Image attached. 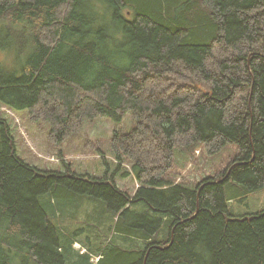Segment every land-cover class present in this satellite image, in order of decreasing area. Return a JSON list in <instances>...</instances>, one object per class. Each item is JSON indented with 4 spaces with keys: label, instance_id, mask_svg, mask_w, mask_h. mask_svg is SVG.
Masks as SVG:
<instances>
[{
    "label": "trees",
    "instance_id": "obj_1",
    "mask_svg": "<svg viewBox=\"0 0 264 264\" xmlns=\"http://www.w3.org/2000/svg\"><path fill=\"white\" fill-rule=\"evenodd\" d=\"M14 44L28 54L21 75L0 68V106L53 145L130 113L112 153L140 187L31 166L0 117V264H264V211L230 207L264 189V0H0V48ZM231 146L213 177L174 183L177 150ZM85 201L100 213L79 221L68 207Z\"/></svg>",
    "mask_w": 264,
    "mask_h": 264
},
{
    "label": "rangeland",
    "instance_id": "obj_2",
    "mask_svg": "<svg viewBox=\"0 0 264 264\" xmlns=\"http://www.w3.org/2000/svg\"><path fill=\"white\" fill-rule=\"evenodd\" d=\"M110 38L114 34V30L110 27ZM120 35L109 42L113 57H118L117 47ZM110 40V39H108ZM129 43V41H128ZM30 47L28 52H32ZM125 53H130V48L125 49ZM28 54V53H27ZM27 54L22 55L20 45H11L10 48H0V68L4 71V75L16 74L21 75V67L25 63ZM128 56V55H127ZM0 117L7 120L11 132L15 140V146L18 155L31 166H36L44 171L66 172V166L72 169L73 173L86 175L88 177H104L114 176L118 187L130 194H135L139 187L135 177L131 173L132 165L121 164L122 170L118 172V162L112 153L111 139L115 130L122 133L129 132L133 129L134 121L130 113L126 114L123 122L116 126L109 119L100 117L93 122H85L82 131L72 135L65 143L61 145H53L48 141V133L50 126L41 121V125L29 120L27 111H13L6 107L0 106ZM180 150L176 151L174 177H180L183 182L190 183L192 189L196 188V183L201 180L213 177L231 160L232 157L238 154L237 147L231 146L217 157H209L205 151L196 152L191 158V155L182 154L179 156ZM125 173H129L126 176ZM177 180V179H176ZM180 181V179L178 180ZM229 191V190H228ZM236 196V194H235ZM231 210L236 211V215L245 213H257L264 211V189L254 192L248 199L241 201L237 198L232 200L230 204ZM72 214H79V221H84L86 215L100 213L96 208V204L85 201L78 206L72 205L68 207ZM71 224V232L74 233L78 225L77 222ZM83 235L78 237L85 240ZM84 236H87L84 234ZM91 240L93 236L90 237ZM63 241H65L63 239ZM77 245V246H76ZM74 248L80 253L87 251L81 244H75ZM91 262V260H90ZM92 263V262H91ZM93 263H97V259H93Z\"/></svg>",
    "mask_w": 264,
    "mask_h": 264
},
{
    "label": "bare ground",
    "instance_id": "obj_3",
    "mask_svg": "<svg viewBox=\"0 0 264 264\" xmlns=\"http://www.w3.org/2000/svg\"><path fill=\"white\" fill-rule=\"evenodd\" d=\"M197 153H198V155H199L200 152L198 151ZM176 179H177V180L174 179V183H175V184L182 183V182H181V181H182V180H181V176H180L179 178L177 177ZM179 179H180V181H178ZM137 183H138V182H137ZM138 185H139V184H138ZM139 187H140V186H139ZM138 212H139V211H138ZM75 242H76V240H75ZM109 242H110V241H109ZM77 243H78V241H77ZM76 246H77V245H76ZM79 246H80V244H79ZM84 248H85V247H84ZM72 249H73L74 251H76V249H75L74 247H73ZM76 252H77V251H76ZM79 253H80V252H79ZM85 253H86V251H85ZM85 253H84V254H85ZM79 255H80V254H79ZM82 256H83V255H82ZM82 256H81V257H82ZM87 256H89V255H87ZM89 257H90V256H89ZM89 259H90V258H89ZM93 259H95V256H92V258L90 259L92 263H93ZM91 262H90V263H91Z\"/></svg>",
    "mask_w": 264,
    "mask_h": 264
},
{
    "label": "crops",
    "instance_id": "obj_4",
    "mask_svg": "<svg viewBox=\"0 0 264 264\" xmlns=\"http://www.w3.org/2000/svg\"><path fill=\"white\" fill-rule=\"evenodd\" d=\"M134 210H137V211H142V209L141 208H139V207H135V209ZM74 251V250H73Z\"/></svg>",
    "mask_w": 264,
    "mask_h": 264
}]
</instances>
